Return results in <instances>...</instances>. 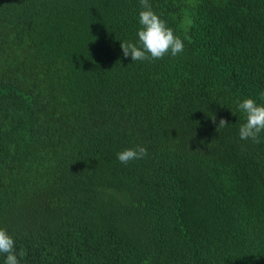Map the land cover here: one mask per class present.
Here are the masks:
<instances>
[{
    "label": "trees",
    "instance_id": "16d2710c",
    "mask_svg": "<svg viewBox=\"0 0 264 264\" xmlns=\"http://www.w3.org/2000/svg\"><path fill=\"white\" fill-rule=\"evenodd\" d=\"M148 2L179 55L124 57L140 0H0V228L21 264H264V132L240 139L237 103L264 104V0Z\"/></svg>",
    "mask_w": 264,
    "mask_h": 264
},
{
    "label": "clouds",
    "instance_id": "9594fccd",
    "mask_svg": "<svg viewBox=\"0 0 264 264\" xmlns=\"http://www.w3.org/2000/svg\"><path fill=\"white\" fill-rule=\"evenodd\" d=\"M142 11L139 13L138 43L122 42L121 48L124 57H131L135 61L157 60L170 54L175 57L183 52L184 43L182 39L174 34L173 29L167 26L166 22L152 10L148 0H140ZM264 97V92L260 93ZM238 109L245 114L246 122L240 126L239 136L242 140L251 139L260 143V134L264 132V104H258L252 98H245L238 101ZM216 122L215 116L212 117ZM228 121L221 118L217 131L228 126ZM147 155V149L137 145L135 148H128L117 153V159L127 164L135 159H142ZM0 254H5L4 264H21L27 252L23 248L17 250L14 238L7 229L0 228Z\"/></svg>",
    "mask_w": 264,
    "mask_h": 264
}]
</instances>
